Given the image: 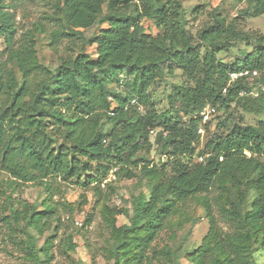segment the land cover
<instances>
[{
	"label": "trees",
	"instance_id": "obj_1",
	"mask_svg": "<svg viewBox=\"0 0 264 264\" xmlns=\"http://www.w3.org/2000/svg\"><path fill=\"white\" fill-rule=\"evenodd\" d=\"M23 1L0 0V177H9L0 186H6L10 238L25 234L34 262L50 264L57 235L38 249L33 232L61 226L65 205L53 199L63 194L57 181L91 187L101 197L103 185L115 190L114 182L134 179L144 190L131 196V210L119 212L129 223L118 227L116 214L104 211L113 264H180L182 258L256 264L254 253L264 247V75L252 73L264 71V35L246 31L244 22L264 15V0H246L230 21L213 12V22L196 34L183 0H58L44 17L50 32L41 22L19 29L16 10ZM145 20L154 22L156 34L146 31ZM94 26L87 38L84 31ZM39 34L56 56L54 71L39 60ZM242 43L252 50L240 51L234 62L220 59ZM93 46L95 58L88 52ZM176 72L185 83L173 86L169 109L160 112L151 88ZM245 72L250 75L232 81ZM207 108L225 118L218 117L214 130L205 123L202 137ZM245 115L258 119L247 125ZM35 183L44 186V208L19 209L12 193ZM194 207L209 226L201 245L157 248L164 232L175 239L185 225L200 222ZM62 249L66 256L75 251L71 236L61 240Z\"/></svg>",
	"mask_w": 264,
	"mask_h": 264
},
{
	"label": "rangeland",
	"instance_id": "obj_2",
	"mask_svg": "<svg viewBox=\"0 0 264 264\" xmlns=\"http://www.w3.org/2000/svg\"><path fill=\"white\" fill-rule=\"evenodd\" d=\"M58 0H25L21 2L16 10L19 29L28 31L33 30V24L41 22L45 25L46 30H52L50 20L44 19L53 14V4ZM184 7L187 11V19L189 20V28L196 34L204 25L213 22V12L221 13L227 18L232 20L241 10L246 8V0H183ZM196 7H202V13L194 15L192 10ZM106 11V9H105ZM146 31L150 34H156L154 22L150 20L143 21ZM103 27H107L105 24ZM99 26H94L84 33L87 38H91ZM246 31H255L264 35V15L261 17L246 19L244 22ZM39 39L38 56L40 62L50 70L54 71L57 67L56 56L50 50L48 40L45 34L37 35ZM0 47L2 44L0 42ZM61 53L68 52V45L63 42ZM250 52L252 49L247 47L244 43L239 44L237 47L231 48L228 53H221L220 59L225 62H234L236 58L241 57L240 51ZM88 52L96 57V47H89ZM185 83L181 72H176L175 77H166L165 81L155 85L151 88V96L157 105L160 112L169 109L167 96L171 92L173 86ZM114 88V86H113ZM115 89V88H114ZM254 95L258 93L257 88L253 91ZM209 111L208 125L211 130H214L218 117H223L222 112L216 109L207 108ZM202 117L201 125L203 127L204 117ZM225 117L222 119L224 120ZM257 116L245 115V123L252 125L256 123ZM157 132L152 134V140ZM205 137L202 138L197 145V150L201 151L205 145ZM151 159L159 163L162 158L155 152L151 153ZM199 160H201L199 158ZM1 180L8 181L9 177L1 173ZM114 177L109 178L113 181ZM59 187L62 189V196H55L54 201H64V208L60 207L59 215L61 216V226L58 232L53 228L50 231L33 232L36 237L38 249H45L47 240L53 235H57L54 246L50 248V253L53 254V260L50 264H113L106 251L107 241L110 238L111 228L105 219L104 211L108 208V213L116 214L118 227L129 223V219L124 214H119L121 209H130V198L133 194L137 195L144 190L143 187L136 184V180H121L112 184L118 187L115 190L103 185V194L101 197L95 195L94 190L89 188H82L76 184H65L60 180L57 181ZM6 186H0V264H36L29 253L27 248V237L23 233H18L14 238H10L11 232L9 231L4 218L9 215V206L6 197L3 196ZM7 193H10L8 191ZM44 186L41 183L35 184H20L17 186L16 191L12 193L15 205H34L39 204L40 209L44 208L41 203L46 198ZM70 206V207H68ZM20 209V207L18 206ZM72 209V210H71ZM106 211V212H107ZM196 216L200 218V222L191 226L185 225V228L177 232L175 239L172 238L171 232H164L156 240L155 246L159 249L164 248L166 245L178 246L183 243L187 248H193L201 245L204 236L208 232V222L205 214L200 207H194ZM56 225V224H54ZM71 236L76 249L74 252H68V256L61 250V240ZM187 239V240H186ZM42 256V253L39 254ZM256 264H264V247L259 248L254 253ZM45 264V263H41ZM146 264H164L156 260H148ZM180 264H191L188 259L182 258Z\"/></svg>",
	"mask_w": 264,
	"mask_h": 264
},
{
	"label": "built area",
	"instance_id": "obj_3",
	"mask_svg": "<svg viewBox=\"0 0 264 264\" xmlns=\"http://www.w3.org/2000/svg\"><path fill=\"white\" fill-rule=\"evenodd\" d=\"M248 75H250L249 72L241 73V74H238V75L237 74H233L232 75V81H235V80H237L240 77L248 76ZM261 75H264V71L262 73H260V72H253L252 73V77H260ZM224 92H226V90H224ZM252 94L254 95L253 92H252ZM241 95H243V93H241ZM257 95L258 94H256L255 96H257ZM201 116L204 117V123H207L209 121V111L205 110L204 112L201 113ZM198 132L203 137L205 135L204 127H200ZM248 155H250V154H248Z\"/></svg>",
	"mask_w": 264,
	"mask_h": 264
}]
</instances>
